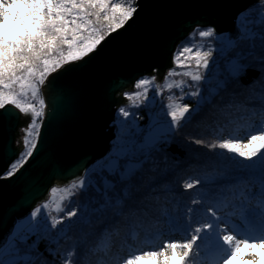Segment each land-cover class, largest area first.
Masks as SVG:
<instances>
[{"label": "snow or ice", "instance_id": "snow-or-ice-1", "mask_svg": "<svg viewBox=\"0 0 264 264\" xmlns=\"http://www.w3.org/2000/svg\"><path fill=\"white\" fill-rule=\"evenodd\" d=\"M261 3L264 4V0H261ZM137 11V0H0V110L12 106L29 118V123L22 129V136L18 141L22 151L0 171V179H11L16 176L34 156L39 137L38 119L44 117L46 108V101L40 93L48 78L66 69V66L78 64L95 53L109 36L124 28ZM261 24L264 25V17L261 18ZM247 31L245 29V32ZM197 32L200 38H207L212 37L215 30L211 27L207 29L198 27L189 39H194ZM261 35L264 37V33ZM261 52V67L264 68V39ZM210 56V50L201 52L199 49L193 50L189 44L182 43L172 54L175 67L170 68L164 77V85L158 83L156 75L141 76L134 83L136 91L126 92L124 97L130 101L141 96L147 98L153 85H156L154 95H159L162 87L171 90L175 86L181 90L179 99L183 101L184 87H194L187 95L196 98L195 108L184 103L167 105L169 110L166 116L170 117V122L166 123L165 131L171 133L190 122L205 103H211L208 97L201 94L199 86V82L205 79L199 70L209 68ZM193 59L197 71L195 73L185 71L183 74L190 76L194 85H185L184 81L176 82L175 85L168 83L169 77L180 74L176 71L177 68H191ZM47 86L51 88V84ZM222 87L223 84H218L213 95ZM259 95L264 99V84H261ZM7 110L11 112V109ZM11 114L15 115L14 112ZM120 114L129 115L124 108L120 109ZM257 114L259 124H249L245 136L232 134L226 138L221 136L216 143L208 146L210 150L220 149L233 154L230 159L237 165H242V161H249L250 163L242 166L251 170L253 175L256 171L259 172L261 188L256 207H248V203L257 198L252 194L251 188L246 187L238 195L233 194L235 199L240 201L236 204L227 199L226 193L231 189L224 184H218L213 193L214 199H207V194L200 195L199 198L192 200L193 207H186L188 222L181 229L185 239L166 240L159 246V250L155 246H150L152 244L150 238L140 246H134L125 240L127 257L122 261L111 257L112 237L120 233L121 218L126 221L125 227L132 229L130 238L135 241L138 232L129 217L139 218L138 214L141 212L145 216L148 215L147 209L134 206L136 204L134 193L139 190L135 181L145 161L137 158L135 154L129 157L124 153L116 160L110 158L98 169L93 168L87 177H81L78 183L73 181V187L80 188L82 199L88 195L89 189L95 188L103 202L92 208L88 203H82L69 210L57 204L54 211L63 212L64 216H53L51 228L56 229L65 219L72 221L73 217L77 219L68 224L67 229L76 224L91 225L92 215L103 218L105 235L89 249V253L96 256L95 264H110L113 259L115 264H141L145 259L152 260L154 264H190L194 250L197 255L200 253L201 244H198V241L203 246H211L217 251V259L212 264H233L234 261L238 264H264V255L261 254L264 253V105L260 107L259 113L256 110L252 111V116L255 117ZM194 142L203 143L199 139ZM148 144H151V140ZM236 157L242 160L237 161ZM121 160L124 161L123 164ZM93 177L100 179L94 181ZM200 183L199 179L190 180L184 184V188L193 189ZM57 191L55 187L50 189L53 195ZM73 203L74 201L70 199L69 204ZM196 205L200 207H195ZM48 208L49 204L45 202L30 213V220L36 223L29 226V234H37L41 228L45 232L48 231V223L42 216V209ZM221 212L224 215H221ZM163 214L167 215V211L165 210ZM233 216H237L249 231L243 234L238 232V226L231 219ZM66 228H61L60 232H65ZM188 235L190 239L187 238ZM28 238V234H14L8 245L0 249V264H33L31 257L20 256L16 247L17 239L23 243ZM157 238H160V234ZM242 249L247 250L244 255L251 259L244 260L241 256ZM5 254L15 255V258L4 259ZM74 255L75 251H70L64 258V264H77L72 259ZM85 264H91V261L86 260Z\"/></svg>", "mask_w": 264, "mask_h": 264}, {"label": "trees", "instance_id": "trees-1", "mask_svg": "<svg viewBox=\"0 0 264 264\" xmlns=\"http://www.w3.org/2000/svg\"><path fill=\"white\" fill-rule=\"evenodd\" d=\"M262 17H264V4L257 3L237 18L236 26L240 31L237 39L231 40L228 35H216L215 33L212 37L200 38L198 32L194 39H189L193 33L191 32L178 44H189L193 50L199 49L201 52L211 51L209 68L199 70L205 77L199 82L201 94L208 97L211 103H205L193 115L190 122L165 134L152 147L136 153H127L129 157L135 154L137 158L145 161L135 181L139 190L134 193L136 197L134 206L147 209L148 215L145 216L141 212L138 214L139 218L129 217L130 221L136 225L135 230L138 232L135 241L130 238L132 229L125 227L126 221L123 217L121 218L120 233L118 236L113 235L112 237L111 257L119 258L121 261L127 257L125 240L129 244L140 246L150 238L152 241L150 246H155L159 250V246L166 240L185 239L181 229L188 222L185 213L186 207H193L192 200L199 198L200 195L207 194V199H214L213 193L218 184H224L231 189L226 193V196L228 201L236 204H239L240 201L235 199L233 194L238 195L246 187L251 188L252 194L257 198L252 199L248 203V207H256L261 188L259 172L256 171L253 175L251 170L242 166L250 163L249 161H242V165H237L230 159L233 154L225 153L220 149L210 150L208 146L216 143L221 136L226 138L232 134L243 137L249 124H259L260 122L259 115L252 116V111L256 110L259 113L260 107L264 105V99L259 95L261 84H264V68L261 67V47L262 39H264L261 35L264 33V25L261 24ZM245 29L248 31L245 32ZM191 65V68H177L176 71L180 74L169 77L168 83L175 85L176 82L184 81L185 85H194L190 76L183 74L185 71L191 73L197 71L194 59L191 60ZM164 83L163 81L161 85ZM218 84H223L224 87L213 95ZM193 90L194 87L185 86L183 89L185 99L180 101L181 90L179 88L174 86L169 90L167 87H162L160 94L154 95L156 85H153L149 89L147 98L141 96L139 99L128 100L131 104L122 108L129 113L127 117L131 116L132 120L144 131L153 116L167 119L168 109L166 106L169 104L184 103L195 108L196 98L187 95ZM134 91L136 90L134 89ZM40 94L42 97V93ZM169 97H173V99H169ZM124 117L119 110L117 114L115 113L114 120L119 121ZM127 123L126 128L131 129L129 134L133 133L131 124ZM136 135V138L123 140V144L139 143L142 134ZM197 139L203 143L196 144L194 141ZM236 160L240 161L242 158L236 157ZM102 162L105 164L106 161ZM121 163L123 164L124 161L121 160ZM89 172L86 170L84 177H87ZM99 179L100 177H93L94 181ZM197 179L201 181L200 184L193 189L185 190L186 182ZM66 189L69 190L64 188L59 200V204L65 210L77 207L82 203H88L90 208L97 207L99 203L103 202L100 193L96 192L95 188L89 189L88 195L83 199L79 187L72 185ZM70 199L74 201L71 205L69 204ZM195 207H200V205ZM165 210L167 215L163 214ZM220 214L224 215L223 212ZM57 215L63 217L64 213H57L50 205L44 215L48 223L47 232L41 228L37 234L19 233V235L28 234L29 236L28 240L23 243L19 239L16 240L19 255L30 256L33 264H64L65 256L74 250L75 255L72 259L77 264H85L86 260L95 264L96 256L91 255L89 249L104 237L105 220L92 215L91 225L76 224L67 229L66 226L77 219V217H73L72 221L65 219L63 224L52 229L51 218ZM231 219L238 226V232L243 234L249 231L237 216H233ZM157 220L159 223H156ZM61 228H66V231L60 232ZM158 234H160V238H157ZM10 237L12 238L13 235ZM187 238L190 239V235ZM198 244H201L200 253L197 255L194 250L190 264H212L216 261L217 251L214 248L205 247L200 241ZM246 251V249H242L241 256L244 257V260H249L250 257L244 255ZM261 254L264 255V253ZM3 258L13 259L15 255L6 254ZM110 264H115V260L113 259ZM141 264H154V262L145 259L141 261ZM233 264H238V262L234 261Z\"/></svg>", "mask_w": 264, "mask_h": 264}, {"label": "water", "instance_id": "water-1", "mask_svg": "<svg viewBox=\"0 0 264 264\" xmlns=\"http://www.w3.org/2000/svg\"><path fill=\"white\" fill-rule=\"evenodd\" d=\"M257 3L137 0L138 11L123 29L84 61L50 76L41 88L46 108L34 156L16 176L0 179V248L16 221L48 200L50 189L78 181L104 159L115 137V112L130 104L124 93L134 91L137 79L156 75L161 85L177 45L198 27L237 39V18ZM28 123L12 106L0 110V171L22 150L18 141Z\"/></svg>", "mask_w": 264, "mask_h": 264}, {"label": "rangeland", "instance_id": "rangeland-1", "mask_svg": "<svg viewBox=\"0 0 264 264\" xmlns=\"http://www.w3.org/2000/svg\"><path fill=\"white\" fill-rule=\"evenodd\" d=\"M129 105H127L125 107H128ZM135 107H136V105H135ZM166 109H168L167 106H166ZM119 110H120V108H118L115 113L117 114V112ZM118 117L120 118L121 116H118ZM41 121H42V119H38V123L40 125H41ZM127 122H129L131 124V126L133 128V133L130 132V134H129V131H131V129L126 128V125H128ZM167 122H170V118L168 119V117H167V119H164L162 117L153 116L150 119V121H149L148 125L146 126V128L144 129V131H142L141 128H139V126L132 120L131 116L130 117L125 116L124 118H122L119 121L114 120L111 123V125H113V124L115 125V129H114L115 137L111 142L110 151L106 154L104 159L97 161L95 164L90 166L87 169V172L91 171L93 168L98 169L100 166L104 165L102 162L103 160H104V162L109 161L110 158L112 160H116L119 156H122L124 153H128V154L136 153V152H140L146 148L152 147L159 139H161L165 134H167L165 131V126H166ZM140 133L142 135L140 137L141 141L139 143L135 142V143H130L128 145H126L127 143L123 144L124 143L123 140H125V139L129 140L131 138H136L135 134H137L136 136H139ZM149 140H151L150 145L148 144ZM120 144H123V145H120ZM76 182H78V181H76ZM70 185L72 186L73 182L68 184L67 186H64V187H55L58 189V191L54 195L49 192L48 200L45 201L49 204V207L51 205L55 209L56 205L59 204L61 192L64 190V188L66 189V188L71 187ZM45 202H42L41 204L37 205L33 210H35L38 206H42ZM46 210L47 209H42V216L43 217L45 215ZM30 213L25 218L16 221L14 227L11 230L10 235L7 237V239L5 241V244L0 249L5 248L8 245V243L12 240V238L10 237L11 235H14L16 233H21V232H28L29 226L31 224L36 223V221L30 220ZM40 218L41 217H38V219H40ZM248 259H251V257Z\"/></svg>", "mask_w": 264, "mask_h": 264}, {"label": "flooded vegetation", "instance_id": "flooded-vegetation-1", "mask_svg": "<svg viewBox=\"0 0 264 264\" xmlns=\"http://www.w3.org/2000/svg\"><path fill=\"white\" fill-rule=\"evenodd\" d=\"M67 186V185H66Z\"/></svg>", "mask_w": 264, "mask_h": 264}]
</instances>
